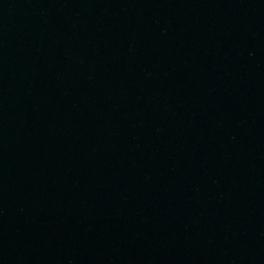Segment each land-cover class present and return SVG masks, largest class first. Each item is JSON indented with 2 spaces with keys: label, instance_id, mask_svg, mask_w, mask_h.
Wrapping results in <instances>:
<instances>
[{
  "label": "water",
  "instance_id": "obj_1",
  "mask_svg": "<svg viewBox=\"0 0 264 264\" xmlns=\"http://www.w3.org/2000/svg\"><path fill=\"white\" fill-rule=\"evenodd\" d=\"M142 0H0V48Z\"/></svg>",
  "mask_w": 264,
  "mask_h": 264
}]
</instances>
